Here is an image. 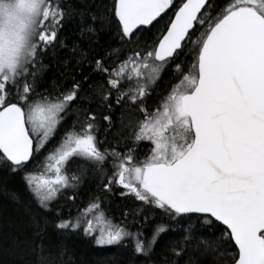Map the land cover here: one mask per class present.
<instances>
[{"label": "snow or ice", "instance_id": "6c2138e0", "mask_svg": "<svg viewBox=\"0 0 264 264\" xmlns=\"http://www.w3.org/2000/svg\"><path fill=\"white\" fill-rule=\"evenodd\" d=\"M89 15L88 33H96V24L111 28L119 44L106 58H92L104 77L92 92L108 113L114 107L135 113L127 124L121 118L130 135L109 141V114L102 116L101 139L87 76L54 95L37 91L34 65L63 46L59 32L73 17L71 6L0 0V164L23 174L43 209L89 171L104 177L102 192L120 188L142 205L113 223L104 199L93 196L76 217L55 224L63 234L82 228L98 246L131 240L135 252L148 255L174 223L185 234L172 242V255H199L188 264H264V0H111V6L99 0ZM87 55L80 52L82 60ZM169 67L178 79L150 110ZM70 116L75 120L64 127ZM141 142L152 145L143 159L136 155ZM155 212L161 222L145 236L143 223ZM101 218L107 226H99ZM47 229L42 216L26 210L11 244L51 264L43 255Z\"/></svg>", "mask_w": 264, "mask_h": 264}, {"label": "trees", "instance_id": "16d2710c", "mask_svg": "<svg viewBox=\"0 0 264 264\" xmlns=\"http://www.w3.org/2000/svg\"><path fill=\"white\" fill-rule=\"evenodd\" d=\"M60 2L62 5L67 3L71 6L73 17L65 23L63 29L59 32V38L63 46L60 44L55 45L53 49L39 57V64L34 65V69L37 70V91L45 95H54L57 89L69 88L73 79L81 81L84 76H87L89 79L84 85L85 91L92 101L90 107L97 113L101 139L104 138L106 127L102 116L109 114L112 116L114 127L107 132V139L112 141L117 135L128 137L130 131L121 125V118L127 124L130 117L133 120L137 118L135 113L122 112L118 107H114L113 111L108 113L102 106L98 107L100 99L92 92V89L104 83L103 75L94 72L91 64L92 58H106L113 48L119 47L116 32L111 28L100 29L99 24L95 25L97 28L95 34L87 32L88 24L92 23L89 14L95 11V5L99 3V0H60ZM107 3L111 6V0H107ZM65 10L67 11V9ZM169 15H171V12H169ZM165 20H167V17H165ZM163 23L164 21H161L159 26H162ZM145 35L150 34L145 33ZM73 49L76 51L74 52ZM81 51L88 54L86 59H81ZM181 59L183 60V58ZM188 70H190V62ZM178 76L179 73H174L171 67L165 70L162 82H157L155 91L148 101L150 110L159 106L164 96L167 95L169 88L176 83ZM29 80H31V77ZM72 107L75 108L76 105H72ZM74 120L75 116H70L64 127L70 125ZM151 147L150 143L141 142L136 145V155L143 159L150 155ZM69 167L71 170H75L73 165ZM22 177L23 174L9 173L7 166L0 164V264H26V262L27 264H39V252L26 257L11 244L12 238L21 233L26 210L38 213L48 222L47 237L45 239L46 249L43 255L49 258L51 264H173V262L175 264H188L189 256L193 260L200 259L197 253H189L179 258L172 255V242L181 239L185 234L183 231L176 229L174 223L169 225L173 231L162 235L161 240L154 246L153 252L148 255L135 252L131 240H125L119 245L98 246L91 237L84 235L82 228L76 232L63 234L56 230L55 224L62 218L76 217L78 209L87 205L93 196H100L104 199L105 216L113 223L122 221L121 213L123 211L142 207V205L131 196L122 197L120 195L122 189L120 188H114L111 193L102 192L101 187L104 177L89 171L82 176L80 184L75 190L69 189L63 192L50 204L49 209H43ZM72 195L76 196L75 201L68 199ZM145 214L149 213L146 212ZM151 216L153 218L143 223L141 229L145 236H151L155 224L161 222L158 212L151 213ZM191 222L197 229L202 228L201 223L195 218ZM139 227V224L132 226L131 230L136 231ZM219 235L220 233H216L217 238ZM204 236L205 239H212L206 233H204ZM192 243L195 244L196 240L193 239ZM229 251L235 253L236 248L232 247Z\"/></svg>", "mask_w": 264, "mask_h": 264}, {"label": "rangeland", "instance_id": "374dc122", "mask_svg": "<svg viewBox=\"0 0 264 264\" xmlns=\"http://www.w3.org/2000/svg\"><path fill=\"white\" fill-rule=\"evenodd\" d=\"M260 2V0H257V3ZM106 217V216H105ZM112 222V221H111ZM99 226L103 227V226H107V222L104 218H101L100 219V222H99Z\"/></svg>", "mask_w": 264, "mask_h": 264}]
</instances>
